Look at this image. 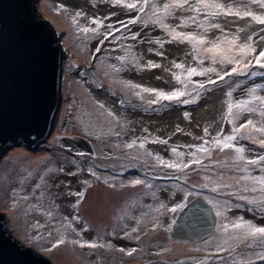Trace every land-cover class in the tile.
I'll return each mask as SVG.
<instances>
[{
	"label": "rangeland",
	"instance_id": "obj_1",
	"mask_svg": "<svg viewBox=\"0 0 264 264\" xmlns=\"http://www.w3.org/2000/svg\"><path fill=\"white\" fill-rule=\"evenodd\" d=\"M71 1L80 2L82 6H71L66 0H40L38 3L40 14L52 24L60 37L59 41L66 56L63 63L61 99L54 131L45 143L34 151H27L23 147H14L0 158V213L5 218L8 229L24 247L45 256L53 264H201L202 261L217 260V256L210 254L222 244V238L216 230L212 237L204 242L194 245L178 244L172 240L169 232L165 231L163 227H156L153 230L155 223L160 222L166 225L169 223V216L170 218L173 216L171 213H166V210L162 209L157 212L155 209L159 207L160 203L170 205L175 202V199H181L182 193L177 192L175 198L171 196V193L176 190L177 185L183 187L182 181L185 179L189 184H211L212 181H215L220 184H231L235 188L236 181L232 177L240 175L238 171L234 170L235 153L230 149H225L223 152L213 149L210 155L196 153L203 163L201 166L192 165L186 169L187 176L174 172L172 169H164L163 171L168 172L170 176H179L180 179L154 178L156 176L163 177V172L157 171L162 166L148 157L145 150L139 149L138 145L133 149L124 147V144L134 136L147 134L138 129L145 122L140 119L132 120L131 116L134 113H140L149 116L157 115L158 119H161L160 116L165 117L168 113L180 111V106L173 104V107L160 109L158 112L144 111L142 109L149 107L146 103L147 99H154V97H150L147 93H140V96H137L136 93L139 89H131L122 81L131 80L144 86L167 90L171 86H167L164 80L156 79L157 75L164 77L166 73L164 74L161 69L137 71L131 69V64L127 62L124 67L131 70L117 73L113 66L119 67L121 62L117 61L115 57L117 55L124 56L125 52L118 49L116 45L105 41L104 50L96 53L94 49L98 46L101 37L92 32L78 33V25L72 23L76 11H81L88 17L97 16L94 12H99L98 0ZM151 3L152 0H150L149 11ZM57 5L64 6L58 14L54 11ZM253 7L255 10H259L256 6ZM118 10L120 13L123 12L122 19L125 20L128 18H126L127 15H135V13H128L127 10L120 8ZM241 22L243 21H236L235 25L230 28L234 31L236 25ZM84 23H87V20L79 21V24ZM90 26L94 27V25ZM131 27L132 31L141 32V39H149L159 34L162 37L165 35L159 28L151 25L148 28H143L141 24ZM144 32L146 33L143 34ZM123 43L131 44L137 56L164 64H167L170 59H184V52L189 48L188 45L166 44L164 51L168 59H162L147 52L149 47L147 43L130 40ZM180 48H183L180 50L181 55L174 57L170 54L171 51H179ZM205 55L207 56V54ZM130 60L131 56H126V61ZM188 61L192 63L190 57ZM205 62L209 63L210 57ZM194 79L204 78L194 77ZM233 81L243 82L241 88L234 93L236 98L246 96V89L253 85H264L262 77L254 79L232 77L229 83L231 84ZM191 87L190 85L189 88ZM228 87V84L218 82L214 91L205 94L199 103L194 104L195 106L192 108L198 106L201 109L192 114L193 120H190V123L184 120L181 123V128L190 132L188 129L194 127L195 134L190 132L192 135L181 133L173 135L175 130L169 134L148 131L160 138L171 137V139L167 146L147 144L146 150L159 153L165 159L178 161L180 158L170 152L171 145L192 144L195 146L202 143L201 140L193 137L203 136L205 126L211 125L210 131L213 134L215 126H226L227 128H225L230 130L231 125L228 127L227 123L223 125L218 123L223 108L222 104H211L213 98L209 99V96L217 91L224 99L223 93ZM121 101L124 103L121 104ZM207 101L212 105V109L205 103ZM115 105L118 106L119 111ZM158 107V105L152 106V108ZM109 110L113 112L114 117L119 118V123L117 119L108 116ZM214 116L216 117L214 123L207 120ZM252 118L257 121V124L264 119L258 114H253ZM243 122L242 119L238 123ZM121 125H124L123 130H121ZM177 125L179 124H175L174 127ZM157 131L162 130L157 129ZM116 132L121 134L117 136ZM242 134H251L256 140L264 139V136L253 131L251 126L242 129ZM180 136L187 137L185 143L180 144L176 141V138ZM239 143L245 148L254 149L257 153L264 151L259 148L257 143L247 139L241 140ZM179 150L186 154L188 152L186 148ZM192 151L195 152V148ZM78 152H83L85 155L79 156ZM89 167L97 172L101 177L100 180L89 175ZM49 169L53 171L49 172ZM70 172L78 174L69 175ZM41 176H45V182L41 188L34 191V186L40 182ZM112 177L115 179H111ZM204 177L208 179L205 180ZM136 178L144 179L146 183L131 186L130 182ZM85 179L91 181L93 187L87 189L85 199L80 203L79 208L73 209L72 204L78 198L69 195V192L84 191L85 185L81 181ZM106 179L116 187L109 188L104 183ZM149 184L150 188L147 187ZM251 186L254 185L249 184V187ZM232 190L222 189V191ZM25 194L29 197L27 201L22 198ZM204 194L215 195L207 192L206 189ZM249 195L251 194L249 193ZM218 198L242 205L229 213L230 216H243L256 223L264 224V220L258 219L256 215L247 210L245 202L234 200L230 196ZM67 199L70 202L68 209L62 206ZM193 199L191 198V200ZM257 199L259 200V194ZM13 200H15V204ZM34 206H39L44 212L52 211V221L47 222L45 216L37 215ZM73 215L79 217L80 223L70 219ZM37 220L46 224V227L41 229L43 238L33 242L31 237ZM82 227L88 229L87 232H82L84 240L97 241L104 244L105 247L81 248L72 243V240L81 239L75 235L73 229ZM133 227H136L138 231L132 233ZM48 232L52 233L51 237L48 236ZM125 232L130 233V237H125ZM131 236H136L137 242H126V245H121V242L118 241V238L123 237L125 240ZM60 238L65 239L66 243L49 251L48 248L51 244ZM109 243L113 247H108ZM179 247L180 249H178ZM240 247L243 248V245ZM120 248L125 250L135 248L137 251L129 256L126 251H119ZM223 255L227 257L228 252H224ZM225 264H228V261H225ZM232 264H236V260Z\"/></svg>",
	"mask_w": 264,
	"mask_h": 264
},
{
	"label": "snow or ice",
	"instance_id": "obj_2",
	"mask_svg": "<svg viewBox=\"0 0 264 264\" xmlns=\"http://www.w3.org/2000/svg\"><path fill=\"white\" fill-rule=\"evenodd\" d=\"M99 2L113 8L127 10L128 13H135V15H130L126 20L120 18L113 20V17L118 16L117 12L114 11L103 16L92 17H88L81 11H76L72 23L78 25V33L92 32L101 37L94 51L96 53L102 52L105 41H108L125 52L124 56L117 55L115 57L117 61L121 62L119 67L113 66L117 73L131 69L137 71L161 69L170 77V79H166L160 75L156 76L157 80H164L171 86L167 90L144 86L131 80L122 81L131 89H139L136 93L137 96H140V93H147L150 97H154V99H147L146 103L149 107L142 110L158 112L160 109L171 108L173 104L176 106L197 104L205 94L214 91L218 82L229 85L223 93L224 99L221 100L223 108L218 123L221 125L227 123L231 125V129L227 130L224 126H220L213 134L210 131L211 125L205 126L203 136L193 137L201 140L202 143L195 146L192 144L171 145L170 152L180 158L178 161L165 159L159 153L146 150L147 144L167 146L171 139V137L160 138L152 135L148 133L147 128L143 130L147 133L146 135L134 136L124 144L126 149H133L134 146L138 145L139 149L145 150L148 157L162 166L157 171L163 172V177L156 176L154 177L156 179H180L179 176H170L168 172L163 171L164 169H172L174 172L183 173L184 176H187L186 169L192 165L201 166L203 163L202 159L196 156V153H208L210 155L213 149H219L221 152L230 149L235 153L234 170L240 173L238 177H232L236 181L235 188L228 183L220 184L212 181L211 184H189L186 179L183 180L184 186L177 185L176 190L171 193V196L175 198L176 193L180 192L182 198L175 199V202L170 205L160 203L159 207L155 209L157 212L163 209L166 210V213L173 214L170 222L166 225L157 222L153 225V230L156 227H163L165 231L171 232L173 225L177 223L175 214L188 210L191 198H199L208 205L207 210L214 213L216 232L222 238V244L215 249V252L210 253L217 256V260L212 262L206 260L202 261L201 264H225V261L232 264L234 260H236V264H264V224L256 223L254 220L246 219L243 216H230L229 213L242 207V205L218 198L230 196L234 200L245 202L248 211L256 215L258 219L264 220V151L257 153L254 149L245 148L239 143V141L247 139L257 143L260 149H264V139L256 140L251 134H242V129L251 126L253 131L264 136V119L257 124V121L252 118L253 114L264 117V85H253L246 89V96L236 98L234 93L241 88L243 82L233 81L231 84L229 83L232 77L264 78V0H152L150 11L148 10L150 0H99ZM253 6L259 10H255ZM63 8V5H57L54 11L58 14ZM80 20H87V23L79 24ZM236 21H243L244 23L237 24L233 31L229 25L236 23ZM137 24H141L143 28H148L150 25L159 28L165 35L141 39L140 31H132L131 26ZM90 25H94V27ZM129 40L147 43L149 45L147 52L162 59H168L164 51L166 44L188 45L189 48L184 52V59H170L167 64H164L153 59L145 60L143 56H137L131 44L123 43ZM129 55L131 60L126 61V56ZM189 57L192 63H189ZM209 57L210 62L206 63L205 61ZM126 62L131 64V69L124 67ZM194 77L204 79L196 80ZM189 85L192 87L189 88ZM123 103L124 101H121V104ZM153 105L159 107L152 108ZM101 107L104 106L101 105ZM107 114L109 117L117 119L119 123V118L114 117L111 110ZM182 115L184 120H191L190 112L184 111ZM245 117L247 118L245 119ZM242 119L244 122L238 123ZM123 127L124 125H121V130ZM176 133L192 135L179 125L176 126L173 135ZM115 134L119 136L121 133L116 132ZM182 148L188 149L187 154L179 150ZM193 148H195V152L192 151ZM250 153L251 155H249ZM77 155L84 156L85 153L78 152ZM51 171L53 170L49 169V172ZM88 173L96 180L101 179L92 167L88 168ZM68 174L77 175L78 173L70 172ZM111 179L114 180L115 177ZM203 179L207 180L208 178L204 177ZM44 182L45 176H41L40 182L34 186L33 190L41 188ZM81 182L85 185L84 191L69 192V195L78 198L72 204L73 209L79 208L80 203L85 199L87 189L93 187L92 182L87 179ZM104 183L109 188L116 187L108 179ZM130 183L131 186H137L146 182L144 179L136 178ZM249 184L254 186L249 187ZM147 187L150 188L151 185L149 184ZM205 189L215 195L204 194ZM222 189L233 190L222 191ZM240 193L244 194L241 195ZM258 194L259 200L257 199ZM22 198L25 201L29 199L26 194ZM13 203H16L15 200ZM34 207L37 215L45 216L47 222L52 221V211L44 212L39 206ZM192 210L195 211V206ZM70 219L80 223L79 217L76 215L71 216ZM45 227L46 224H42L39 220L35 222L31 237L33 242L43 238L41 229ZM73 231L81 239L71 242L79 247H105L104 244L97 241L83 239L82 232H87V227L74 228ZM137 231L136 227L131 229L132 233ZM51 235L52 233L48 232V236L51 237ZM124 235L130 237L128 232H125ZM65 243V239H57L48 250L51 251ZM241 245L243 248L240 247ZM107 246L113 247L110 243ZM118 250L126 251L129 256L137 251L135 248L131 250L120 248ZM224 252H228L227 257L223 255Z\"/></svg>",
	"mask_w": 264,
	"mask_h": 264
},
{
	"label": "water",
	"instance_id": "obj_3",
	"mask_svg": "<svg viewBox=\"0 0 264 264\" xmlns=\"http://www.w3.org/2000/svg\"><path fill=\"white\" fill-rule=\"evenodd\" d=\"M39 1L0 0V158L14 147L38 149L56 125L66 56L56 30L38 10ZM115 108L119 111L118 106ZM198 109V106L175 109L179 113L178 122L170 124L181 125L183 111L190 112L193 120L192 114ZM207 209L202 199L195 198L188 210L175 214L177 223L170 232L172 240L193 245L210 238L215 215ZM0 264L53 263L24 247L0 213Z\"/></svg>",
	"mask_w": 264,
	"mask_h": 264
},
{
	"label": "bare ground",
	"instance_id": "obj_4",
	"mask_svg": "<svg viewBox=\"0 0 264 264\" xmlns=\"http://www.w3.org/2000/svg\"><path fill=\"white\" fill-rule=\"evenodd\" d=\"M68 3H69V5H71V6H78V7H80V6H82V3H76V2H73V1H71V0H66ZM98 2H99V0H98ZM85 5H88V3H85ZM98 8H99V12H101L102 13V16L103 15H106V14H108V13H110V12H117L118 13V11H116V10H111L110 8H109V6H107V4H101L100 2L98 3ZM123 13V12H122ZM122 13H118V18L121 16V14ZM244 22H241L240 24H243ZM235 25V23L234 24H231V25H229V27H231V26H234ZM154 32V31H153ZM146 32H144L143 34H145ZM155 34H158L157 32H154ZM160 35V34H159ZM180 50H183V48H180L179 49V51H171L170 52V54H172L174 57L175 56H178V55H181L182 53H181V51ZM180 52V53H179ZM160 73H162V72H160ZM165 74V73H164ZM165 78L166 77H168V79H170V77L169 76H167L166 74H165V76H164ZM153 81V80H152ZM167 86H170L169 84H167ZM210 98L209 99H211V98H213L211 101H212V103L211 104H218V103H221V100H222V95L220 94V92L219 91H217V92H214L212 95H210L209 96ZM216 100H218V102H216ZM208 106H209V108H211V104H209V102L207 101V102H205ZM201 109V108H200ZM212 109V108H211ZM176 115H178V116H176ZM176 117H179V113L178 112H171L170 114H167V116H165V117H160L161 119H152V121L151 122H153L152 123V125H154V124H156V125H160V126H163L164 128L168 125V124H170L171 122H173V121H175V122H178V120H177V118ZM214 118V119H213ZM210 117L209 119H207V120H209L210 122H212V123H214V121L216 120V117L214 116V117ZM213 126V125H212ZM156 127V126H155ZM192 127V126H191ZM226 127V126H225ZM218 127H214V130H216ZM227 128V127H226ZM190 132H192V133H194L195 134V128L194 127H192V128H190V129H188ZM186 140H187V137L186 136H180V137H177L176 138V141L178 142V143H180V144H183V143H185L186 142ZM65 203H66V205H65V203H64V205H62L63 206V208L65 207V208H67L68 209V207H69V204H70V202H69V200L67 199V200H65L64 201ZM178 249H180V247L178 248Z\"/></svg>",
	"mask_w": 264,
	"mask_h": 264
},
{
	"label": "flooded vegetation",
	"instance_id": "obj_5",
	"mask_svg": "<svg viewBox=\"0 0 264 264\" xmlns=\"http://www.w3.org/2000/svg\"><path fill=\"white\" fill-rule=\"evenodd\" d=\"M111 10H116V11H118V13H120V10H118L119 8H112V7H109ZM93 9V8H92ZM97 16H102V13L101 12H94ZM117 13V14H118ZM123 13L121 14V16L119 17L120 19H122L123 18ZM129 18V15H127L126 16V18ZM118 18V16L117 17H113V20H115V19H117ZM173 107V106H172ZM193 106H190V105H187V106H184V105H181L179 108L181 109V108H186V109H188V108H192ZM184 112V111H183ZM182 112V113H183ZM182 113H181V115H182ZM176 116H178V115H176ZM182 117H183V115H182ZM176 118H178V117H176ZM131 119L132 120H135V121H137L138 119H140L142 122H145V123H142V125L141 126H139V130H141V131H143L145 128H147L148 129V131H152V132H158V133H161V134H169L170 132H172V130H173V128H176V127H174V125L176 124H174V125H171V124H168L165 128L164 127H161L160 125H156V124H154V125H152V123L153 122H151L152 121V119H151V116H149L148 114H139V115H137V114H132V116H131ZM146 123H149L148 125H145ZM187 123H190V121H188ZM182 125V124H181ZM181 125H179L180 127H181ZM156 126V127H155ZM183 128V127H182ZM157 129H160V130H162V131H157ZM199 140V139H198ZM181 198V197H180ZM195 199V198H194ZM177 214H179V213H177ZM176 214V215H177ZM171 218H172V216H171ZM170 216H169V220H168V222H170ZM216 219V218H215ZM215 230H216V226H215V228H214V232H215ZM214 232H213V234H214ZM169 235H170V232H169ZM136 237V236H135ZM135 237H133V236H131V238H129V239H125V240H123L124 238H118V241H120L121 242V245H126V242H137V238H135ZM171 237V236H170ZM212 237V236H211ZM210 239V238H209ZM204 242V241H203ZM194 245V244H193Z\"/></svg>",
	"mask_w": 264,
	"mask_h": 264
},
{
	"label": "trees",
	"instance_id": "obj_6",
	"mask_svg": "<svg viewBox=\"0 0 264 264\" xmlns=\"http://www.w3.org/2000/svg\"><path fill=\"white\" fill-rule=\"evenodd\" d=\"M190 86V85H189ZM192 86V85H191ZM190 106H195L194 104L190 105Z\"/></svg>",
	"mask_w": 264,
	"mask_h": 264
}]
</instances>
